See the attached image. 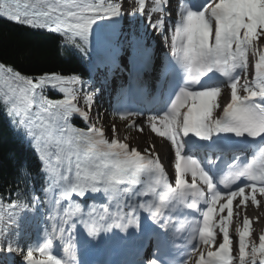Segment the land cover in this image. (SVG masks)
Listing matches in <instances>:
<instances>
[{"label":"snow or ice","instance_id":"1","mask_svg":"<svg viewBox=\"0 0 264 264\" xmlns=\"http://www.w3.org/2000/svg\"><path fill=\"white\" fill-rule=\"evenodd\" d=\"M122 9L123 0H0V18L56 34L69 53L91 57L95 37L102 60L129 72L122 94L143 105L118 110L119 119L143 132L130 118L152 113L148 128L174 150L168 170L154 145L141 151L119 139L115 123L106 131L93 122L95 85L85 92L79 75H30L0 62V110L38 162L35 172L18 165V182L0 196V251L26 264H82L77 225L87 247L114 227L141 229L143 211L156 245L135 264H264V232L253 240L242 211L230 235L234 201L237 209L264 201V0H178L175 8L135 0L132 15L167 46L158 69L143 35L113 42ZM150 70L158 71L151 85ZM37 177L40 194L32 183L29 195ZM37 215L45 222L33 239L24 222Z\"/></svg>","mask_w":264,"mask_h":264},{"label":"trees","instance_id":"2","mask_svg":"<svg viewBox=\"0 0 264 264\" xmlns=\"http://www.w3.org/2000/svg\"><path fill=\"white\" fill-rule=\"evenodd\" d=\"M91 57H81L73 50L65 51L60 44V38L47 30H35L0 18V62L13 66L26 74H40L42 72H57L63 75H79L85 81L83 91L96 85L91 81ZM50 98H62V94H51ZM97 120V119H96ZM77 127H84L82 119L73 117ZM37 157L33 147L22 131L17 130L8 115L0 110V196H6L18 182V165L31 167L33 172L37 168ZM36 187L39 195L40 181L37 177L29 182L28 194H32L31 184ZM23 191V188H22ZM37 216H29L24 222V231L33 239L36 236ZM0 255L8 260L19 253L0 251ZM4 264V263H0Z\"/></svg>","mask_w":264,"mask_h":264},{"label":"rangeland","instance_id":"3","mask_svg":"<svg viewBox=\"0 0 264 264\" xmlns=\"http://www.w3.org/2000/svg\"><path fill=\"white\" fill-rule=\"evenodd\" d=\"M117 2H120V0H117ZM115 20H116V22L114 24L115 36L113 37V42L124 41L126 38L131 39L132 36L135 34V33H133V32H135V30L138 32V36L143 35L145 38V30L143 29V27H144L143 22L144 21L141 18L135 20L130 26H127L123 29L120 27V24L118 22V18H115ZM92 45L94 46L95 50L97 52H99L100 46L93 44V43H92ZM164 48L165 49H163V53H166L167 52V46H164ZM97 60L93 63V69L97 63ZM98 71H100L99 74H94V77H93V80L97 81V86H95V88L98 90L97 96H96V103H95V107L93 110V122H95L98 126H103L106 131L109 129L111 124L115 123L117 125V129H118L117 135H118L119 139H123V138L125 139V137H127V142H129L132 145L136 136H139V138L143 139L144 149L148 148L149 145H151L152 143L154 145L155 137H157L161 142H163V144L167 145L168 150L170 151L171 154H173L174 150L170 147V142H168L165 138L158 137L156 134H154L150 130V128H148V126L146 124L148 116L130 118V119H136L138 124H140L144 128L143 132H139L136 129L128 128L126 126L128 124V121H122L119 119V117L114 116L111 113L110 105H111V102L113 99L110 98V96H107L106 90L103 88L104 86L102 85L101 81L102 80L106 81V78L102 77V75H101V74H103V71H101V70H98ZM89 88H91V87H89ZM130 100L131 99H129V101ZM112 103H114V102H112ZM80 106L83 107L82 102L80 103ZM127 108L130 109L129 106ZM131 110H133V109H131ZM98 115H99V117H98L99 119H97ZM109 135H111V133H109ZM144 137L148 138L147 142L144 140L145 139ZM140 150L143 151V149H141V148H140ZM150 150L155 152L156 149H154V147H153ZM164 162H165L166 166L169 168V164L171 162L170 156H169V159L164 161ZM258 199H259V197H258ZM262 204L264 205V201H262ZM262 213L264 214V211ZM234 218L235 217L233 216V221L235 220ZM40 222L41 223H39V224H43L45 222V218L42 217ZM238 223H236V225ZM237 239L238 238H236V237L233 239L234 246L237 243ZM36 255H37V257L39 256L38 253ZM0 262H4V264H26V262L23 261V259L21 257H16V256L10 258V261L5 260L4 257H2V258H0Z\"/></svg>","mask_w":264,"mask_h":264},{"label":"bare ground","instance_id":"4","mask_svg":"<svg viewBox=\"0 0 264 264\" xmlns=\"http://www.w3.org/2000/svg\"><path fill=\"white\" fill-rule=\"evenodd\" d=\"M134 7H135V1L134 0H123L122 11L124 12V15L122 17L118 18V22H119L120 27L122 29L127 27V26H130L135 20L140 19V18L132 15V9ZM141 19L144 21L143 25L146 26L148 23L147 19L146 18H141ZM153 39H156L153 30L151 28H147V30L145 31V43L149 44V43H151V41L154 42V45H152L151 47L149 45L150 49H153L155 46V43H156ZM162 46H164V45H162ZM99 55H100V60L103 61L102 60L103 52L100 51ZM227 92H228V90L225 89V94H224L223 98L228 97ZM144 138H145L144 140L147 142L148 138L147 137H144ZM121 140H124V138ZM151 145H153V143ZM132 146L137 147L139 150H140V148L144 150L143 139L139 138V136H136ZM154 149H156L155 152L160 155L161 162L165 165L166 170H168V167L166 166L164 161L168 160L169 156L172 160L173 154L170 153L167 145L163 144V142H161L157 137H155ZM102 202H104V201L101 200L100 203H102ZM236 203L237 202L234 201V209L233 210H234V217H235L234 221L235 222L233 221V225L230 226V233L233 234V232L235 231V228L237 226L236 223L239 222L242 224L243 215H241L239 218L236 216L237 211H242L243 214L247 215L249 217V219H251L253 221L252 239L256 240L258 242L259 235L262 232H264V214L262 213L264 211V205L261 203V205L259 207H257L255 205H253L251 202H249L246 209H237ZM130 227L133 228L135 226L130 225ZM236 238H238V237H236Z\"/></svg>","mask_w":264,"mask_h":264}]
</instances>
